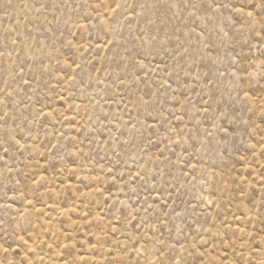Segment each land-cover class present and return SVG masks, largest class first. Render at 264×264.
<instances>
[{
  "label": "rangeland",
  "instance_id": "obj_1",
  "mask_svg": "<svg viewBox=\"0 0 264 264\" xmlns=\"http://www.w3.org/2000/svg\"><path fill=\"white\" fill-rule=\"evenodd\" d=\"M0 264H264V0H0Z\"/></svg>",
  "mask_w": 264,
  "mask_h": 264
}]
</instances>
